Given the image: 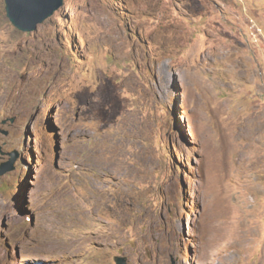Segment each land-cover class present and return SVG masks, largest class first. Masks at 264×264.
<instances>
[{"label":"rangeland","instance_id":"374dc122","mask_svg":"<svg viewBox=\"0 0 264 264\" xmlns=\"http://www.w3.org/2000/svg\"><path fill=\"white\" fill-rule=\"evenodd\" d=\"M2 165L0 264H264V0H0Z\"/></svg>","mask_w":264,"mask_h":264},{"label":"water","instance_id":"95a60500","mask_svg":"<svg viewBox=\"0 0 264 264\" xmlns=\"http://www.w3.org/2000/svg\"><path fill=\"white\" fill-rule=\"evenodd\" d=\"M64 0H5L6 15L10 22L19 30L31 32L38 25L63 5ZM12 159L11 163L14 162ZM13 167H0V173L11 170ZM118 264H129L124 256L115 258Z\"/></svg>","mask_w":264,"mask_h":264},{"label":"bare ground","instance_id":"6f19581e","mask_svg":"<svg viewBox=\"0 0 264 264\" xmlns=\"http://www.w3.org/2000/svg\"><path fill=\"white\" fill-rule=\"evenodd\" d=\"M258 117V116H257Z\"/></svg>","mask_w":264,"mask_h":264}]
</instances>
